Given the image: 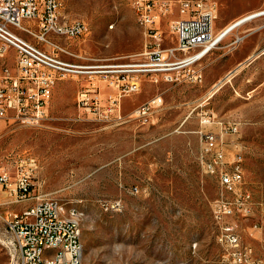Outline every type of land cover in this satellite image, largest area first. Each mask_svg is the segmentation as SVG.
<instances>
[{
  "label": "rangeland",
  "instance_id": "1",
  "mask_svg": "<svg viewBox=\"0 0 264 264\" xmlns=\"http://www.w3.org/2000/svg\"><path fill=\"white\" fill-rule=\"evenodd\" d=\"M63 1L70 18L84 19L89 26L87 33L64 40L79 55L66 58L82 64L123 63L145 50L144 26L129 0ZM216 1V33L264 9V0ZM178 16L175 9L161 22L165 45L174 43L169 24ZM238 36L244 38L235 43ZM255 51V60L238 66ZM15 60V50L9 49L0 63L14 66ZM202 66L201 82L144 80L138 92L121 98V114L111 122L103 120L101 112L78 106L79 93L91 82L102 85L103 98L117 92L100 76L59 81L47 115L38 123L29 124L16 112L4 122L0 165L12 169L20 156L37 158L36 180L41 185L36 193L83 212L85 256L91 264H237L233 248L217 239L223 222L236 223L242 246L252 247L253 262L245 264H264V235L253 228L261 220L259 213L219 222L213 211L220 197L217 178L203 170L198 158L199 131L217 129L201 122L205 112L236 120L240 132L225 139L231 151L242 152L245 186L261 209L264 15L238 25ZM231 69L235 76L210 94L214 82ZM157 94L164 103L153 118H135V109ZM0 264H18L15 237L1 215Z\"/></svg>",
  "mask_w": 264,
  "mask_h": 264
},
{
  "label": "built area",
  "instance_id": "2",
  "mask_svg": "<svg viewBox=\"0 0 264 264\" xmlns=\"http://www.w3.org/2000/svg\"><path fill=\"white\" fill-rule=\"evenodd\" d=\"M129 1L138 8V21H144L145 50L128 62L96 65L66 58L79 55L64 40L87 33L89 26L84 19L70 18L63 0H0V58L9 49L16 52L14 66L0 63V137L10 112L25 116L29 124L40 122L47 115L57 83L68 77L100 76L105 86L117 90L103 98L102 85L91 82L78 96L79 108L101 112L108 122L120 116L121 98L138 92L146 79L171 83L203 80V70L196 65L224 39H218L214 29L217 1ZM175 9L179 16L169 24L174 43L165 45L161 22ZM243 38L238 36L235 43ZM163 103L162 94H157L140 104L133 115L149 121ZM202 121L220 128L202 131L198 155L203 170L217 178L216 218L222 222L227 216H251L255 203L245 186L242 152L231 151V143L225 139L240 132L239 123L215 116H204ZM38 169L39 162L31 154L20 156L12 169L0 165V215L15 237L18 264H90L77 257L83 239L77 238V230H83L82 222L67 220L66 208L58 207L57 197L36 193L41 185L36 180ZM260 215L253 228L264 234V204ZM62 235H69V244H62ZM217 239L233 248L235 263L253 262V249L242 246L236 223L223 222ZM43 246L52 248L48 259L40 258Z\"/></svg>",
  "mask_w": 264,
  "mask_h": 264
},
{
  "label": "bare ground",
  "instance_id": "3",
  "mask_svg": "<svg viewBox=\"0 0 264 264\" xmlns=\"http://www.w3.org/2000/svg\"><path fill=\"white\" fill-rule=\"evenodd\" d=\"M136 11H137V16H138V8H136ZM261 14H264V9L257 10V11L251 12L249 14L243 15L242 17L231 22L225 28H223L221 31H219L217 34V38L218 39L225 38L238 25H241L244 22H247L249 19H252L254 16H258ZM139 23H141V25L144 26V21H139ZM239 37L241 38L242 36H239ZM227 76H229V75H227ZM223 83H224V81H223ZM57 205H58V207L66 208L65 218H67V220H69L70 222H82L81 216L75 207H69L67 203L63 202L62 200H60L58 198H57ZM77 238H83V230H77ZM62 244H69V235H62ZM50 255H52V248L50 246H43V249L40 251V258L41 259H48L50 257ZM77 257H79L80 261H88L86 259V256H85V245H84L83 239H82V243H80V246H78V248H77Z\"/></svg>",
  "mask_w": 264,
  "mask_h": 264
},
{
  "label": "crops",
  "instance_id": "4",
  "mask_svg": "<svg viewBox=\"0 0 264 264\" xmlns=\"http://www.w3.org/2000/svg\"><path fill=\"white\" fill-rule=\"evenodd\" d=\"M261 15H264V14H261ZM261 15H258V16H255V17H253V19H251V20H249V21H252V20H254L255 18H257V17H259V16H261ZM249 21H247V22H249ZM229 35V34H228ZM227 35V36H228ZM226 36V37H227ZM256 52L257 51H255V52H253L252 54H250L244 61H240V63L238 64V66H240V65H242V64H244V62H246V61H248L249 63L250 62H252L253 60H255L259 55H256ZM208 56V54L202 59V60H200L199 62H198V64L196 65V68H201L202 70H203V66H202V62L204 61V59L206 58ZM237 68V67H236ZM230 73V74H229ZM235 69L234 70H230V71H228L224 76H222V77H220L216 82H214V84L212 85V87L210 88V90H209V93L210 94H214L216 91H218L225 83H227L228 81H230L234 76H235ZM227 75H229V76H227ZM222 81V82H221ZM223 81H224V83H223ZM221 85V86H220ZM214 86V87H213ZM111 89H113V88H111ZM204 116H215V117H218V118H220V119H224L223 117H220L219 115H217L216 113H214L213 111H206L205 112V114H204ZM204 116L202 117V118H204ZM202 123H203V121H201ZM210 125H213L214 127H216L217 129V131H220V128L216 125V124H210ZM200 133H202V131L200 130L199 131ZM201 136H202V134H201ZM232 145V144H231ZM236 146H238L239 147V149H241L242 148V146L240 145V144H237ZM243 156V155H242ZM243 159H244V156H243ZM44 197H47L46 195H43ZM34 202V201H33ZM258 202V201H257ZM254 203H255V205H254V207H255V209L253 208V212H252V214H251V216H253V217H256V215H257V212L259 213V215L261 214V209H256V208H259L258 206H257V203H256V201L254 200ZM261 204H264V202H261ZM261 207V206H260ZM261 216V215H260ZM259 233H261V234H263L261 231L259 232ZM264 235V234H263Z\"/></svg>",
  "mask_w": 264,
  "mask_h": 264
}]
</instances>
